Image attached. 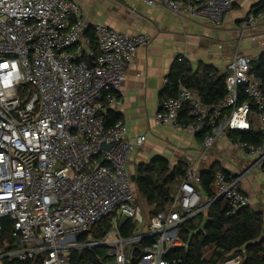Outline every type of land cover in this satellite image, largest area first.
<instances>
[{"label":"built area","instance_id":"built-area-1","mask_svg":"<svg viewBox=\"0 0 264 264\" xmlns=\"http://www.w3.org/2000/svg\"><path fill=\"white\" fill-rule=\"evenodd\" d=\"M237 1L143 0L147 6L159 4L177 16L214 24ZM261 21L264 7L247 16L242 31L256 29ZM149 42L146 35L89 26L72 0H0V263L42 256L43 264H71V252L106 246L115 255L107 254L113 259L99 260L101 264H183L178 255L187 250L182 226L220 197L227 216L250 205L240 179L222 172L215 176V199L205 201L197 189L202 174L189 166L165 211L141 233L144 218L128 167L130 155L147 139L129 141L126 122L107 128L104 115L122 107L127 72ZM252 61L236 51L228 66V95L216 105H206L197 91L180 83L175 97L161 101L155 123L204 135L203 155L230 132H251L254 117L264 131V90L251 73ZM240 87L247 101L240 102ZM185 110L190 120L182 124ZM103 144L111 150H103ZM234 146L258 157L264 170L263 147L240 141ZM118 213L122 222L136 225L132 238L121 236L120 224L103 242L90 236L88 244H78L79 236ZM3 219L12 224L13 244L2 237ZM145 239L152 243L139 249ZM215 252V246L208 247L204 259L211 260ZM242 263L240 253L222 262Z\"/></svg>","mask_w":264,"mask_h":264},{"label":"crops","instance_id":"crops-1","mask_svg":"<svg viewBox=\"0 0 264 264\" xmlns=\"http://www.w3.org/2000/svg\"><path fill=\"white\" fill-rule=\"evenodd\" d=\"M72 1L80 6L89 26L102 25L124 35L150 38L149 45L138 51L127 72L123 105L115 112L127 124L129 141L139 136L147 139L130 155V173L135 175L139 165L157 158L167 160L173 168L180 163L193 166L201 174L213 168L226 171L232 178L240 179L239 187L250 199L249 208L264 221V170L257 163L258 157L239 153L229 133L203 155L204 135L194 136L155 123L160 103L167 96L165 81L178 59L188 60L194 70L203 64L228 75V66L240 44L245 46L239 53L252 60L264 54V22L251 31L243 32L241 27L252 11L259 10L262 0H238L218 24L180 17L159 4L147 6L143 0ZM252 124L256 126L252 132L264 134L255 117ZM212 193V199L202 196L203 199H215V186ZM220 203L225 211V203ZM208 210L204 212L206 218Z\"/></svg>","mask_w":264,"mask_h":264},{"label":"trees","instance_id":"trees-1","mask_svg":"<svg viewBox=\"0 0 264 264\" xmlns=\"http://www.w3.org/2000/svg\"><path fill=\"white\" fill-rule=\"evenodd\" d=\"M261 7H264V0L259 5V9ZM87 36L93 38L90 32ZM251 73L262 81L264 90V54L260 59L252 61ZM226 79V74H222L213 67L200 64L198 69L194 70L188 60L177 61L168 77L166 97H175L178 86L182 83L197 91L206 105H216L228 95ZM239 93L240 102L247 101L242 87H240ZM104 120L106 127L111 128L121 120V116L114 111H108L104 115ZM189 120L188 111L185 110L180 121L182 124H186ZM229 136L234 142L240 141L258 148L264 147V134L262 133L252 131L245 133L230 132ZM188 167L180 163L173 168L167 160L162 158H157L148 164H141L137 167L132 179L137 197H143L150 208L149 220L165 211L173 194L180 186ZM218 172L231 177L226 171H217L214 168L204 172L197 188L202 196L213 198L212 186L215 184V176ZM207 216L206 218L202 213L181 227L180 237L187 245L186 252L178 254L182 256L183 264H222L233 253L242 254V264H264V221L251 211L249 206L235 216H227V212L222 211L221 203L216 202L209 208ZM112 220L113 217L107 218L93 227L90 232L79 236L77 238L78 244H88L90 236L93 242H103L113 230ZM1 224L4 226L2 237L13 244L11 222L9 219H3ZM135 231L136 225L130 220L125 221L119 228L124 239L132 238ZM151 243V239H145L138 245V248L141 249ZM210 246L216 247L215 255L211 260H205L203 251ZM70 257L71 264H101L99 260L106 262L113 259L107 255L105 248L102 247L75 250L71 252ZM1 263L43 264V257L40 256L28 262L3 260Z\"/></svg>","mask_w":264,"mask_h":264},{"label":"rangeland","instance_id":"rangeland-1","mask_svg":"<svg viewBox=\"0 0 264 264\" xmlns=\"http://www.w3.org/2000/svg\"><path fill=\"white\" fill-rule=\"evenodd\" d=\"M244 46H245V43H242V44L239 45V52L244 50ZM128 170H129V172L132 173V170L130 169V166L128 167ZM260 171H261L260 169H257V172L259 174L262 173V171L261 172ZM137 201H138L139 207L141 208L142 215H143V218H144V224L141 227L140 231H141V233H144L148 229V226L150 224L149 214H150L151 211H150V208H149L146 200L143 197H137ZM122 221H123V217L121 216V213H118L117 215H115L113 217V220H112L113 230H112V232H114V231H116V229H118L119 225L122 224ZM112 250L113 249H106L105 248L106 253L111 255L112 257H114L115 254H114V252ZM211 254H212V250L211 249L206 251V253H205L206 259H209L211 257Z\"/></svg>","mask_w":264,"mask_h":264},{"label":"water","instance_id":"water-1","mask_svg":"<svg viewBox=\"0 0 264 264\" xmlns=\"http://www.w3.org/2000/svg\"><path fill=\"white\" fill-rule=\"evenodd\" d=\"M102 149L103 150H106V151H110L111 150V146H107L106 144H103L102 146ZM222 201V198H218L215 202H221ZM102 248H106V246H101Z\"/></svg>","mask_w":264,"mask_h":264}]
</instances>
